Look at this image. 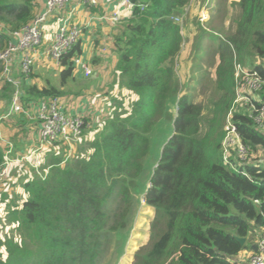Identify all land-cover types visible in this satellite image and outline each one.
<instances>
[{
	"label": "trees",
	"instance_id": "trees-1",
	"mask_svg": "<svg viewBox=\"0 0 264 264\" xmlns=\"http://www.w3.org/2000/svg\"><path fill=\"white\" fill-rule=\"evenodd\" d=\"M190 1L132 0L131 16L114 40L112 83L136 96L127 107L111 105L101 131L87 143L90 152L75 151L64 159L49 151L55 144L68 147L48 143L45 162L26 173V199L7 210L13 233L0 236V264H94L103 243L122 233L138 194L154 210L152 240L142 248L140 264H248L242 252H254L255 241L264 235V117L259 125L253 120L258 111H235L233 121L248 152L245 161L232 158L233 167L223 161L224 132L214 125L217 114H226L232 103L234 61L264 76V0L235 1V33L216 49L218 86L224 92L207 125H201L207 119L180 93L176 78L183 37L172 17ZM35 5V0H0V49L9 38L5 30L28 23ZM77 49L61 57V84L72 75L70 58ZM246 54H255L259 62L241 65ZM20 85L27 110L32 107L28 101L64 99V92L51 84ZM261 87L253 101L257 109L264 106ZM170 99L173 117L165 112ZM162 119H172L173 131L147 179L149 136ZM4 155L0 147V164ZM235 236L245 237V243Z\"/></svg>",
	"mask_w": 264,
	"mask_h": 264
},
{
	"label": "rangeland",
	"instance_id": "rangeland-1",
	"mask_svg": "<svg viewBox=\"0 0 264 264\" xmlns=\"http://www.w3.org/2000/svg\"><path fill=\"white\" fill-rule=\"evenodd\" d=\"M191 1L192 4H196L197 1L200 2L199 6L202 2V0ZM207 3L209 4V13H211L210 17L204 22L203 25L198 22L195 16L193 17L192 31L195 33L190 38L184 37V46L181 45L183 48H186L190 45L189 47L192 48V50L188 54H186V52L180 51L179 57L177 58V63L175 65L176 78L180 93L185 92L189 96L190 100L200 107V112L207 119V122L204 120L202 121L201 125H207L208 120H212L215 117V103L219 101L222 93L224 92V90L218 86V68L220 63L218 52L216 50L218 42L223 38L231 36L235 33L237 21L239 19L238 7L235 3V0H208ZM83 7L88 6L84 5ZM184 18L185 17L183 16L182 27H184V22L186 23ZM184 55L185 59H189V61L186 62L184 66H181L180 62L184 61ZM257 62L259 61L255 54H246V56H243L242 62L240 63L241 65L250 68L254 63ZM232 65H234V62ZM237 73L238 71H235L233 75L235 76ZM113 75L114 70L110 69L107 76L108 78L104 81V83L93 88L92 85H94L95 82L92 81L90 77L85 78L86 80L75 82L77 87L83 85L84 83L86 84V82L91 84V86L88 87L87 83L84 91L80 92L79 94H74V96L79 97L85 94H90V96H93V99H90V97L89 99L92 100L94 108L97 110V117L95 119L94 117L92 118L93 121L90 124L91 126H85L83 128L80 139L73 148L68 147L65 151V149L62 147L57 146L56 144H51L53 147L49 153L55 152L57 154L59 152V155H63L62 158L65 159L71 153L73 155L75 151L80 153H85L88 151L90 152L87 143L92 141L94 137H96L101 131L102 121L105 119V117H107L109 111L111 110V105H117L118 102L121 104L123 103L124 107L129 105L132 99L136 96L135 93L121 89L117 87L116 84H113ZM236 79L237 86L235 79H233L234 82L232 89L233 99L236 98L238 101L234 102L232 99L234 106L233 110L242 111L243 107H246V110L244 111L247 112L248 102H245L246 99L244 98L243 94L244 91L247 90L246 87H249L251 83H249V80L246 78L244 82H242V79L240 78ZM77 80L79 79L77 78ZM5 83L10 84L11 87L13 86L9 82L5 81ZM70 85L72 84H66L65 90L68 92V86ZM19 88L21 89L20 81ZM238 92H241V94H238ZM256 92L251 93V95L253 97H257ZM165 112H169L173 117L171 113H174V99H170L166 104ZM224 115L226 114H217L215 121L216 124L214 125L217 131L221 129L224 132ZM153 128L154 129L151 130L152 133L149 136V149L147 158L145 160V169L148 173L147 179L150 177L153 166L160 158L163 145L167 142L172 134V119H162L158 122V124H156V126H153ZM46 146H49V144ZM34 148L35 147H33V149ZM25 151L26 152L21 154H28L31 150L27 149ZM42 152L43 150L41 151V154ZM29 166L30 165H27L26 168ZM13 185L14 184L8 185V188L6 189L7 192ZM136 199L137 200L134 202V209L132 207L130 210V217L123 227L122 233L120 236L112 235L109 238V242L103 243L104 248H102L97 254L94 264H140L141 255L144 253L142 248H146L152 240L151 223L154 219V210L151 206L144 203L141 195H136ZM2 213L3 211L0 209V236L5 237V234H12L13 229L10 228L9 225H6L8 222L7 219L3 220L4 215ZM119 246H121L120 249H118ZM137 252L139 253L140 257L135 259V254ZM247 253V251L242 252L243 259L249 258L247 257Z\"/></svg>",
	"mask_w": 264,
	"mask_h": 264
},
{
	"label": "built area",
	"instance_id": "built-area-1",
	"mask_svg": "<svg viewBox=\"0 0 264 264\" xmlns=\"http://www.w3.org/2000/svg\"><path fill=\"white\" fill-rule=\"evenodd\" d=\"M208 0H204L199 10L197 11V20L203 25L210 17ZM103 4H111L112 9L102 11L97 17L99 20L105 21L108 24H116L120 21L121 15L119 10L121 7L133 9L135 3L132 0H44V10L35 12L32 19L21 27L4 32L9 35V39L4 48L0 49V67L1 75L4 81L13 85L11 95V104L7 115L20 113L29 119H35L38 123V143L47 145L49 142H60L69 148H73L79 141L85 126H91V122L97 117V110L94 108L92 100L89 103V109L85 112L70 111L67 107L65 99L59 96L43 97L38 102L29 101L28 104H34V112L30 113L21 102L22 90L19 88V81L10 76V64L15 55L19 54V72L27 75L31 71L35 53L43 40V25L53 15L60 14L68 5L71 6L66 17L60 26L53 33L48 55L57 64L61 65V57L72 49L78 41L80 29L73 24H70L71 16L75 11V7L88 6L99 8ZM140 10H143L145 5L140 4ZM184 13L172 17L173 21L182 25ZM3 28V27H1ZM71 64L74 70H80L84 76L91 74V67L80 56L74 55L71 58ZM264 66V64H263ZM238 73L234 76L236 86L237 79L245 78L249 80V87L244 91L245 102H248V112L252 110L258 111L253 117V120L262 125L264 117V106L260 109L256 108L251 93L259 91L264 84V76L262 77L256 70H247L242 68L234 61V72ZM235 86V88H236ZM237 91V90H236ZM235 91V93H236ZM241 94V92H238ZM258 94V92H256ZM93 99V97H91ZM237 102L238 99H233ZM233 101L230 108L227 110L224 122V134L221 140V154L224 162L233 167L235 164L232 158H238L245 161L247 148L242 143L236 125L233 121L235 113ZM90 105L93 107L90 108ZM33 114V115H32ZM233 153L234 156H233ZM27 155L11 156L10 147L5 151L4 160L0 164V183H12L14 177L11 173L10 165L12 162H22L27 160ZM258 202V200H255ZM257 248L248 258V264H264V235L256 242Z\"/></svg>",
	"mask_w": 264,
	"mask_h": 264
},
{
	"label": "crops",
	"instance_id": "crops-1",
	"mask_svg": "<svg viewBox=\"0 0 264 264\" xmlns=\"http://www.w3.org/2000/svg\"><path fill=\"white\" fill-rule=\"evenodd\" d=\"M35 1L36 5L33 12L37 13L44 10V0ZM199 4L200 2L198 1L196 4H192L191 1L189 5L185 7L184 20H186V23L184 22V27L181 29L183 38H190L195 33L192 31V20L194 16L196 17L197 11L200 8ZM70 8L71 6L68 5L60 14L53 15L46 23H44L43 40L35 53L29 75H25L23 77L21 76V73L19 72V54H17L12 59L10 64V76L14 77L17 81H20V84L23 81L25 84H35L38 87L48 84L55 86L59 90L63 91L64 95L69 94L68 96L63 95L65 102L68 105V109L73 112H81L85 107L89 109L90 99L93 96H90V94H85L79 97L74 96V94L83 92L88 83L86 82V84L84 83L83 85L77 87L75 82L86 80L85 78L90 77L91 80L95 82V84L92 85L93 88L97 87L99 84H103L108 78L107 76L109 70H114L117 62V52L115 50L114 43L115 36L121 32L123 25L131 16V9L124 6L121 7L119 10L121 15L120 21L116 24H108L105 21L99 20L97 17L102 11H109L112 9L111 4H103L99 8L83 6L75 7V11L70 20V24L76 25L80 29L79 38L75 44V47H78L77 52L79 51V53L75 55L80 56L89 64L91 67V74L84 76L80 70L77 71L73 69L71 77L64 84H61L60 71L62 66L57 65L50 58L48 55V48L50 46L53 33L56 31L57 27L62 24L63 19L66 17ZM182 12L183 10L181 13ZM182 45L184 46V42ZM189 46L183 48L181 51L186 52V54L190 53L192 48ZM188 61L189 59H185L184 55V61H181L180 65L184 66ZM77 78L79 80H77ZM66 84H72L68 86L69 92L65 90ZM8 86L9 85L5 84L1 75L0 67V147H3L4 151L10 147V155L13 157L19 156L21 153L26 152L25 150L27 149L31 150L30 153L26 154L28 157L27 160L11 163L10 169L14 177V181L9 184L4 182L0 183V209L3 211V220L7 219L8 223L6 225H9L10 228H12V224L9 223L7 214L9 211L8 209L13 207V205L18 207L26 199L27 194L23 188L26 173L31 170L33 165L38 166L45 162L47 159L45 158V155H47L48 146L40 145L37 142L38 123L35 119H29L20 113L7 115L11 104V92L8 91ZM87 86L90 87L91 84L88 83ZM30 105L32 107L29 112L33 113L34 104L31 103ZM92 107L93 106L90 105V108ZM32 146L35 148L33 149ZM40 150H43L42 154ZM27 165L30 166L26 168ZM10 184L14 185L7 192L6 189ZM251 253L252 252L249 251L247 255L249 256Z\"/></svg>",
	"mask_w": 264,
	"mask_h": 264
},
{
	"label": "water",
	"instance_id": "water-1",
	"mask_svg": "<svg viewBox=\"0 0 264 264\" xmlns=\"http://www.w3.org/2000/svg\"><path fill=\"white\" fill-rule=\"evenodd\" d=\"M235 237H236V239L238 240V242L241 245H243L245 243V241H246V238L245 237H237V236H235Z\"/></svg>",
	"mask_w": 264,
	"mask_h": 264
},
{
	"label": "clouds",
	"instance_id": "clouds-1",
	"mask_svg": "<svg viewBox=\"0 0 264 264\" xmlns=\"http://www.w3.org/2000/svg\"><path fill=\"white\" fill-rule=\"evenodd\" d=\"M204 2V1H203ZM202 4V3H201ZM201 6V5H200ZM185 9L186 8H183V12L182 13H184V11H185ZM182 13H179V14H182ZM210 14V13H209ZM197 15V14H196ZM196 19H197V17H196ZM181 29H182V25H181V27H180Z\"/></svg>",
	"mask_w": 264,
	"mask_h": 264
}]
</instances>
